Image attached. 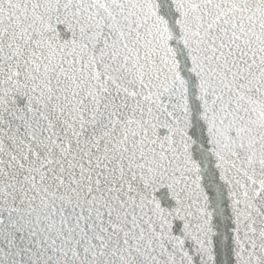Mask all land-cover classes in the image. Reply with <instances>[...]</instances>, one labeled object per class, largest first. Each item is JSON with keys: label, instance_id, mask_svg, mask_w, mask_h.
<instances>
[{"label": "snow or ice", "instance_id": "snow-or-ice-1", "mask_svg": "<svg viewBox=\"0 0 264 264\" xmlns=\"http://www.w3.org/2000/svg\"><path fill=\"white\" fill-rule=\"evenodd\" d=\"M0 264H264V0H0Z\"/></svg>", "mask_w": 264, "mask_h": 264}]
</instances>
